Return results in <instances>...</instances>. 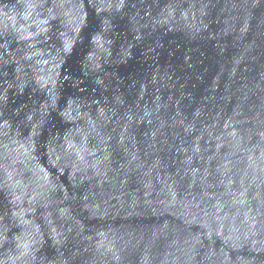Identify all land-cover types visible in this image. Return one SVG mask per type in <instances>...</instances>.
Masks as SVG:
<instances>
[{"label": "water", "instance_id": "obj_1", "mask_svg": "<svg viewBox=\"0 0 264 264\" xmlns=\"http://www.w3.org/2000/svg\"><path fill=\"white\" fill-rule=\"evenodd\" d=\"M0 264H264V0H0Z\"/></svg>", "mask_w": 264, "mask_h": 264}]
</instances>
